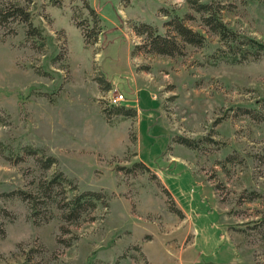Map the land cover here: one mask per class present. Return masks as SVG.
Instances as JSON below:
<instances>
[{
  "label": "rangeland",
  "instance_id": "rangeland-1",
  "mask_svg": "<svg viewBox=\"0 0 264 264\" xmlns=\"http://www.w3.org/2000/svg\"><path fill=\"white\" fill-rule=\"evenodd\" d=\"M61 1L0 0L30 14L0 24V264H264V52L220 60L189 0ZM198 1L264 43V0ZM174 12L202 46L176 38ZM147 25L179 49L155 53ZM29 147L102 203L78 224L50 204L35 225L13 192L56 170Z\"/></svg>",
  "mask_w": 264,
  "mask_h": 264
},
{
  "label": "trees",
  "instance_id": "trees-1",
  "mask_svg": "<svg viewBox=\"0 0 264 264\" xmlns=\"http://www.w3.org/2000/svg\"><path fill=\"white\" fill-rule=\"evenodd\" d=\"M55 6H62L61 0H52ZM192 7L191 9L197 14L201 15V19L211 34L219 37L222 43L220 53L223 54L220 60H228L232 63H240L249 60L250 55L259 56L264 52V43L256 40L255 38L243 35L232 28H230L224 21L221 13L219 3L211 1L201 2L198 0H189ZM169 15V14H166ZM179 15L174 12L173 21L169 23L172 26L173 32L176 33V38L180 39L182 43H187L195 46H202L205 41L204 33L188 27L184 19L178 17ZM189 16V15H188ZM22 19L30 24V14L26 8L20 7L16 3H10L0 7V24L6 25L14 21V19ZM81 26V25H80ZM82 28V27H81ZM146 29L138 31L140 35H147L149 41L147 46L154 50L155 53L160 55H173L179 49L180 44L175 43L174 39L168 36L162 37L156 32L151 31V27L145 26ZM28 35L35 36L34 34L41 35L39 28L30 26L27 33ZM86 37L85 31L82 33ZM97 35L93 37L96 40ZM95 43V42H93ZM118 107V106H114ZM119 107H123L122 105ZM134 110V109H130ZM133 111V115H135ZM261 120V119H260ZM184 142V139H183ZM187 145L191 146L190 141H186ZM28 152L33 154L38 162V165L43 171L55 169L53 175L47 177L38 185L37 194L31 191L17 190L13 195L18 196L20 200L29 205L30 215L28 216L35 225H41L47 222L49 205L54 204L61 212V219L70 224H78L84 216L90 215L95 208L102 203L103 194L98 191H85L80 192L78 187L74 185L73 181L69 179L64 172L60 171L57 166V161L54 157L47 155L42 149L28 148ZM71 192V197L65 198L64 194ZM62 199H58V196ZM42 200V201H41ZM44 202V203H43ZM52 215V211L50 212ZM6 236L5 225L0 223V239Z\"/></svg>",
  "mask_w": 264,
  "mask_h": 264
},
{
  "label": "built area",
  "instance_id": "built-area-1",
  "mask_svg": "<svg viewBox=\"0 0 264 264\" xmlns=\"http://www.w3.org/2000/svg\"><path fill=\"white\" fill-rule=\"evenodd\" d=\"M108 100L110 102L111 105H117V104H121L124 101L127 100L126 95L123 93H111L108 97Z\"/></svg>",
  "mask_w": 264,
  "mask_h": 264
}]
</instances>
